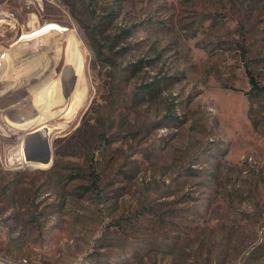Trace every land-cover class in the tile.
<instances>
[{
    "label": "rangeland",
    "instance_id": "374dc122",
    "mask_svg": "<svg viewBox=\"0 0 264 264\" xmlns=\"http://www.w3.org/2000/svg\"><path fill=\"white\" fill-rule=\"evenodd\" d=\"M0 18V256L264 264V0H0ZM50 22L68 31L22 38Z\"/></svg>",
    "mask_w": 264,
    "mask_h": 264
},
{
    "label": "bare ground",
    "instance_id": "6f19581e",
    "mask_svg": "<svg viewBox=\"0 0 264 264\" xmlns=\"http://www.w3.org/2000/svg\"><path fill=\"white\" fill-rule=\"evenodd\" d=\"M32 29L33 30L30 31V33L22 34V38H25V39L28 38L29 39V38L32 37L31 40L32 41L33 40L35 41L36 38H39L40 36L44 35L48 31L64 32V31L67 30L64 26H60V25H58L56 23H53V22H50V23H47V24L43 25V27L41 29H38L36 27H34ZM20 40H18V42H20ZM37 41H39V40H37ZM0 62H1V60H0ZM7 90H8V88H5L4 90H1L0 91V96L3 95V94H5V92ZM48 135H49L48 133L45 134V135H42V133H40V132H39V134L37 133L36 135H34V137L32 139H30L27 142L28 143L27 144L28 145L27 146V149H29L34 156H37V157L38 156H44L46 158V160H48V159L50 160V158H51V152H50V147H49V141L47 139V136ZM12 164L13 163L11 162L9 165H12ZM27 166L37 168V166L31 165L30 163L27 164ZM23 264H29L28 260H26V259L23 258Z\"/></svg>",
    "mask_w": 264,
    "mask_h": 264
},
{
    "label": "built area",
    "instance_id": "2783aa9c",
    "mask_svg": "<svg viewBox=\"0 0 264 264\" xmlns=\"http://www.w3.org/2000/svg\"><path fill=\"white\" fill-rule=\"evenodd\" d=\"M13 45H11L8 49H4L3 52H0V60L2 62L8 59L9 50L12 49V47H14ZM0 264H23V258L15 261L7 257L0 256Z\"/></svg>",
    "mask_w": 264,
    "mask_h": 264
},
{
    "label": "trees",
    "instance_id": "16d2710c",
    "mask_svg": "<svg viewBox=\"0 0 264 264\" xmlns=\"http://www.w3.org/2000/svg\"><path fill=\"white\" fill-rule=\"evenodd\" d=\"M248 77H249V84H250L251 89L253 91H261V92H264V86H262V87L259 86L257 84V82L255 81V79L253 78V76L250 73H248Z\"/></svg>",
    "mask_w": 264,
    "mask_h": 264
}]
</instances>
